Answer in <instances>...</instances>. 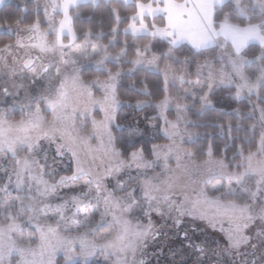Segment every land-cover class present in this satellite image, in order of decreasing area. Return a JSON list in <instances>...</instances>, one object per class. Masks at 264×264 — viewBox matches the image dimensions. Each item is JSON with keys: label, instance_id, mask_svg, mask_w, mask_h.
Instances as JSON below:
<instances>
[{"label": "rangeland", "instance_id": "obj_1", "mask_svg": "<svg viewBox=\"0 0 264 264\" xmlns=\"http://www.w3.org/2000/svg\"><path fill=\"white\" fill-rule=\"evenodd\" d=\"M82 1L17 0L23 11L32 3L45 27L0 26V33L14 36L0 48V264H159L179 257L178 243L166 253L175 237L163 238L176 230L222 244L230 264H264V111L254 102L246 114L260 136L257 150L231 168L210 156L194 161L186 148L196 139L187 120L193 104L202 112L218 88L243 100L264 86V55L241 54L248 44L264 46V20L241 28L206 22L209 44L203 46L201 34L185 33L176 21L162 56L151 54L148 44L137 46L128 69L110 72L108 64L124 57V48L114 50L119 30L113 28L105 44L102 35L89 33L78 42L68 11ZM232 2L246 18L264 12V0ZM154 12L140 10L122 33L163 39L166 31L154 26L166 23L150 17ZM187 38L195 41L192 49L215 48L192 74L188 61L173 55ZM136 69L159 74L165 95L154 104H131L151 107L155 116L144 131L129 130L130 145L156 138L155 117L164 142L121 156L111 134L120 106L115 87ZM88 70L106 76L83 81Z\"/></svg>", "mask_w": 264, "mask_h": 264}, {"label": "trees", "instance_id": "obj_2", "mask_svg": "<svg viewBox=\"0 0 264 264\" xmlns=\"http://www.w3.org/2000/svg\"><path fill=\"white\" fill-rule=\"evenodd\" d=\"M15 1L17 0L0 6V26L18 24L21 27H27L37 22L41 28L45 27L43 15L36 11L32 3H25V11H23L16 5ZM232 1L227 0L221 6L214 8L213 23L215 26L226 21L241 28L259 24L264 20V12L259 14L253 11L248 18L240 16ZM136 2L149 3V0H133L130 3H123L119 0H99L94 4H78L68 11L71 18V30L78 42L82 41L84 35L89 33L91 36L102 35L99 43L105 44L111 37V30L115 27L119 30L116 35L118 42L114 50L119 51L124 48V57L119 65L108 64L110 72L128 69L130 65L127 60L134 57L137 46L148 44L151 54L157 56H162L168 50L166 41L147 36L133 38L122 33L128 25L129 18L136 13ZM116 18H119V21ZM156 19L161 21L162 17L157 16ZM13 42V35L0 33V48L11 45ZM214 51L215 48L196 51L183 44L173 48V55L177 59L187 60L189 63L188 71L192 74L194 64L209 59ZM241 54L244 58L254 59L259 54L264 55V46L248 44L243 48ZM247 73L253 75L254 72L247 70ZM105 76L104 72L88 70L83 72L81 78L83 81H89L104 79ZM163 87V79L159 74L144 69H136L129 75L119 77L115 94L120 106L115 113L114 126L120 127L118 129L113 127L111 134L114 146L121 156H127L136 149L149 150L152 144L164 142L159 133L157 117L154 118L156 125L152 127L156 131L155 139H151L149 142L140 139L132 146L129 141L132 136L129 130L133 129L134 134H138L137 128L144 131L148 127V118L151 115L155 116L151 107L137 109L131 104L136 102L154 104L161 101L165 95ZM232 93V89L218 88L208 97L210 108L199 112V106L193 104L187 111V120L191 124L190 129L196 133V139L191 144L186 145V148L192 152L194 161L200 162L210 156L213 159L222 160L231 168L232 165L240 162V155H247L257 150L260 136L258 131L253 128V118L247 117L246 114L254 112V102L264 111V86L259 87L256 96L243 100H236L232 97ZM187 102L189 103V101H185V103ZM227 199L233 200L235 197H228ZM165 237L171 241L175 237V242H171L166 250L167 254L174 253L173 245L175 243H178L181 251L177 259L167 256L165 257L166 261H159V264L163 262L165 264H182L183 260H186V264H191L196 258L200 259L196 262L197 264H208L207 262L211 260L210 264H216L220 260L225 264L231 263L229 258L224 257L225 248L222 244H212L211 240H200L201 236L187 238V235L181 230L172 231L169 234L164 233L163 238ZM151 262L149 264H152ZM56 264H61L60 259L57 260ZM87 264H99V262L91 261Z\"/></svg>", "mask_w": 264, "mask_h": 264}, {"label": "crops", "instance_id": "obj_3", "mask_svg": "<svg viewBox=\"0 0 264 264\" xmlns=\"http://www.w3.org/2000/svg\"><path fill=\"white\" fill-rule=\"evenodd\" d=\"M87 1H94V0H84L82 2L89 3ZM119 1L123 3H130L133 0H119ZM226 1L227 0H149V3L136 2V13L134 16H136L138 12H140V10L145 11L147 10V8H149L150 12L154 10L155 11L154 14L150 17L161 16L162 20L166 23V25L163 28L154 26L155 29L160 30V32L161 29L166 31L164 32L165 37L163 39H160L161 37H157L158 39L167 41V39L169 38L168 33H172V31L176 29V28H172L173 27L172 25L175 24V22L177 21L179 22L180 27H183L181 30H184L185 33L189 32L188 30L190 29H194L197 31V33L201 34V36L203 37L198 42L200 45L198 44L197 45L203 46L204 44L208 43L207 35H209V30L205 27L206 26L205 23L213 22L214 8L221 6ZM2 4L4 3H1L0 6ZM205 12H207V14ZM143 16L146 15L143 14ZM167 30H169V32H167ZM182 44H186L192 48L193 44H195V41L187 38L186 40H183ZM193 49L196 50L199 49V47H194Z\"/></svg>", "mask_w": 264, "mask_h": 264}, {"label": "water", "instance_id": "obj_4", "mask_svg": "<svg viewBox=\"0 0 264 264\" xmlns=\"http://www.w3.org/2000/svg\"><path fill=\"white\" fill-rule=\"evenodd\" d=\"M30 66H31V62L26 63V64L24 65V68L27 69V68H29Z\"/></svg>", "mask_w": 264, "mask_h": 264}]
</instances>
